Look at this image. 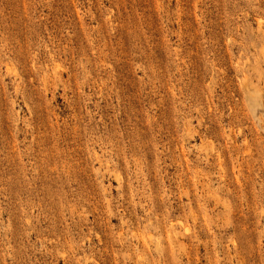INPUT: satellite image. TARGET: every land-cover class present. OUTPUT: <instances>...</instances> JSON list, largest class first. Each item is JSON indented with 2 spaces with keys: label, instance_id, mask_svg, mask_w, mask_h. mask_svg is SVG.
<instances>
[{
  "label": "rangeland",
  "instance_id": "1",
  "mask_svg": "<svg viewBox=\"0 0 264 264\" xmlns=\"http://www.w3.org/2000/svg\"><path fill=\"white\" fill-rule=\"evenodd\" d=\"M0 264H264V0H0Z\"/></svg>",
  "mask_w": 264,
  "mask_h": 264
}]
</instances>
